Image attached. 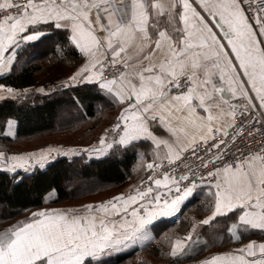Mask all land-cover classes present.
I'll use <instances>...</instances> for the list:
<instances>
[{
  "label": "snow or ice",
  "instance_id": "1",
  "mask_svg": "<svg viewBox=\"0 0 264 264\" xmlns=\"http://www.w3.org/2000/svg\"><path fill=\"white\" fill-rule=\"evenodd\" d=\"M0 10V73L11 71L23 46L62 30L66 44L57 53L76 49L83 63L61 86L87 82L118 105L98 145L0 151V167L43 168L51 152L99 156L149 142L146 169H168L106 200L31 212L0 230V264H105L154 240V222L180 213L197 189L207 190L208 214L192 216L182 236L165 234L171 257L194 254L201 230L215 231L220 219H231L226 230L235 241L264 233V141L228 155L239 138L264 136V0H0ZM28 91L0 84V99ZM7 125L14 136V121ZM189 153L191 166L177 176ZM197 264H264V239Z\"/></svg>",
  "mask_w": 264,
  "mask_h": 264
},
{
  "label": "trees",
  "instance_id": "2",
  "mask_svg": "<svg viewBox=\"0 0 264 264\" xmlns=\"http://www.w3.org/2000/svg\"><path fill=\"white\" fill-rule=\"evenodd\" d=\"M54 33L57 38L47 36L20 50L11 71L0 76V84L15 89L40 84L49 86L71 75L83 57L76 49L65 48L63 55L58 54L57 46L66 44V33L62 30H54ZM117 114L118 105L104 98L90 83L52 92L31 90L26 96L2 98L0 151L15 152L18 150L14 145L19 141L59 132H85L84 138L91 134L96 137ZM9 119L15 121L14 136L6 133ZM138 153L145 154L143 161ZM148 161H152L151 146L149 142H142L135 147L114 146L106 155L98 158H87L84 154L58 156L32 172L0 169V230L10 221L34 209L47 208L51 204L62 206L65 202L86 198L106 188L125 186L132 179L134 171L145 169ZM198 191L182 206L177 218L163 217L154 222V240L110 256L105 264H196L206 255L228 248L232 241L226 230L229 219H220L214 226L215 231L208 228L201 230L210 236L209 243L195 246L198 252L194 249L191 256L177 258L169 255V242L164 239L165 234L173 238L182 236L189 229L192 216L201 219L208 214L203 207L207 202L206 189ZM51 192L55 193V197L48 202L47 197ZM253 237L264 238L259 233L245 234L242 239Z\"/></svg>",
  "mask_w": 264,
  "mask_h": 264
},
{
  "label": "rangeland",
  "instance_id": "3",
  "mask_svg": "<svg viewBox=\"0 0 264 264\" xmlns=\"http://www.w3.org/2000/svg\"><path fill=\"white\" fill-rule=\"evenodd\" d=\"M40 73H43V72L41 71ZM39 76H42V74H39ZM55 83H57V82H55ZM55 83H52V84H55ZM52 84H50V85H52ZM39 86H44V85L40 84ZM49 86H44V88H47ZM33 91H36V90H33ZM36 92H38V91H36ZM108 127L109 126H107L106 128H108ZM14 129H15V121H14V125H13V131H14ZM7 131H8V125L6 127V133H7ZM103 131H104V129L101 130L97 135L95 134L96 137H94L93 134H91V135L86 136L85 138H84V136L86 135L85 132L81 133L82 135L81 134H76V133L70 134V133H62V132L61 133L59 132V133H56V134L40 135L38 137H34L32 139H29V140L19 141L17 144L14 145V148L16 150H18V151H15V152L9 151L8 154L9 155H13V154H24V153H32V152L38 153L37 151L39 149H44V148L49 147V146L55 147L54 149H59L61 152H65L68 149H75L76 147H82L83 149H85L87 147H83L82 145L91 146L92 143L97 139V137H99L103 133ZM80 154H84L85 156H87V158H90L89 155H87L86 152L81 151ZM49 156H50V158H48L47 161H49V159H51V158L54 159L55 157H58V156H69V157H72L73 155H58L56 152H52V153H50ZM37 167H39V165L38 164H34V165H32L31 170H25V169H17V170H23V171H26V172H32ZM0 169H6V168L0 167ZM143 169L144 168H138L137 170H135L134 173H133L132 179L125 186L106 188V189L100 190V191H98V192H96V193H94L92 195H89L86 198H82V199H79V200H76V201H73V202H65V205H62V207L78 206L80 204H85V203L99 202V201H102V200L109 199V198H111V196L116 195V194H118L120 192H125L128 188H131V187L137 185L142 178L144 179V177L147 174L150 173V171H148L146 169V165H145V169L144 170ZM204 193H206V192H204ZM50 194L47 197V201L48 202H51V200H53V198L55 197V193L54 192H51ZM59 206H61V205L51 204L50 206L48 205L47 208L59 207ZM45 207L46 206L34 209L33 211H30L26 215H23L21 217H17V219H14V220L10 221L7 226H9V225H11L13 223H16L19 220H22L24 217L29 215L31 212L37 211L39 209H43ZM1 212H2V210L0 209V213ZM178 215L179 214H176L175 216H178ZM2 229H4V228H2Z\"/></svg>",
  "mask_w": 264,
  "mask_h": 264
},
{
  "label": "built area",
  "instance_id": "4",
  "mask_svg": "<svg viewBox=\"0 0 264 264\" xmlns=\"http://www.w3.org/2000/svg\"><path fill=\"white\" fill-rule=\"evenodd\" d=\"M0 11H2V10H0ZM108 75V73L107 72H105V76H107ZM67 78H65V79H63V80H61V81H64V80H66ZM61 81H59V82H57V83H55V84H52V85H50L49 87H47V88H45V90L46 91H48V92H52V91H56V90H63V89H66V88H64V87H62L61 86ZM80 84H82V83H80ZM80 84H76V85H80ZM76 85H73V86H76ZM72 86V87H73ZM236 119L239 121V119H240V117L239 116H237L236 117ZM115 121H114V119L112 120V123H114ZM253 123V126H255V127H257V128H259L260 126L259 125H257V124H255V121H253L252 122ZM250 130V129H249ZM103 134V133H102ZM98 138L99 137H97V139L92 143V145L91 146H93V145H98ZM109 138L111 139V134H110V136H109ZM222 137H220V136H217L216 137V139L217 140H219V139H221ZM262 141H264V136H262V135H259V134H254L253 136H247V135H245L244 137H241V138H239L236 142H235V145L234 146H231L230 147V149L228 150V155H229V158H231V156H232V154L233 153H236V148H240V149H252V150H256L260 145H261V143H262ZM90 147V146H89ZM201 147H203V145L201 146ZM76 150H82L83 148L82 147H76L75 148ZM208 155H211V153H207ZM192 157H191V155H190V153L189 154H187V158H182V160L180 161V162H178V166H176V171H175V174L177 175V176H179L180 175V173L182 172V171H186L187 169H184L183 168V165L184 164H189L190 166H191V162H192ZM198 163V162H197ZM165 165H167V162L165 161ZM165 170H168L167 169V167H164V168H162L159 172H157V173H153V172H151L150 171V173L148 174V175H153V174H155V175H162V171H165ZM193 171H197L196 169H193ZM147 175V176H148ZM147 176L143 179V180H145V181H147ZM138 185H140V182L137 184V185H135V186H138ZM135 186H133V187H135ZM132 188V187H131ZM130 190V188H128L125 192H127V191H129ZM198 190V189H197ZM193 198V197H192ZM192 198H190V199H192ZM189 199V200H190ZM188 200V201H189ZM188 201H186V202H188ZM185 202V203H186ZM173 217V216H172ZM164 218H171V217H164ZM174 264H184V263H182V262H178V263H174Z\"/></svg>",
  "mask_w": 264,
  "mask_h": 264
},
{
  "label": "crops",
  "instance_id": "5",
  "mask_svg": "<svg viewBox=\"0 0 264 264\" xmlns=\"http://www.w3.org/2000/svg\"><path fill=\"white\" fill-rule=\"evenodd\" d=\"M56 34L54 33V30H50V31H47V33H46V35L45 36H43L40 40H42L43 38H45V37H47V36H54V37H56L55 36ZM66 35H67V33H66ZM57 38V37H56ZM40 40H38V41H40ZM37 42V41H36ZM30 43H32V42H30ZM28 45V44H27ZM27 45H25V46H23L22 48H21V50L22 49H24V48H26V46ZM15 62V61H14ZM81 63H83V60L81 61ZM80 63V64H81ZM79 64V65H80ZM79 65L77 66V67H79ZM76 67V68H77ZM76 71V69L73 71V72H75ZM72 72V73H73ZM8 73V72H7ZM7 73H0V76H2V75H4V74H7ZM71 73V74H72ZM85 83H87V82H85ZM6 87H8V86H6ZM41 87H43L44 88V86H39V85H36V86H31V87H25V88H22V89H18V90H23V89H28L29 91H31V90H36V89H39V88H41ZM15 89V88H14ZM45 89V88H44ZM46 91V90H45ZM83 147H89V145H82ZM48 148H52V149H54L55 147H52V146H49V147H46V148H44V149H48ZM39 150H41V149H39ZM39 150L37 151L38 153H39ZM109 151V150H108ZM108 151H106L105 152V154L104 155H106L107 153H108ZM52 153V152H51ZM87 155H89L88 153H87ZM104 155H99V156H97V155H89V157L90 158H98V157H103ZM54 156V155H53ZM52 156V157H53ZM49 158H50V156H49ZM52 160V158L51 159H49V161H51ZM49 161H47L46 163H45V165L49 162ZM148 162H150V161H148ZM59 207H62V206H59ZM52 208H58V207H52ZM177 216H173V217H171V218H176ZM231 219H229V223H228V225H230L231 224ZM263 236H264V233H261ZM153 235H154V232H153ZM209 236L210 235H208L207 234V232L206 231H202L201 232V243L200 244H198L199 246L200 245H202L203 243H204V241H208V238H209ZM257 240L258 242L259 241H261L262 239H264L263 237H253V238H250V239H241L240 241H235V240H232L231 241V243H229V247L228 248H224V249H220L219 251H225V250H229V249H234V248H238V247H240V245L241 244H244V243H247L249 240ZM149 242V241H148ZM147 242H145V244H146ZM198 245H196V247H198ZM138 246H141V245H138ZM215 253V252H214ZM208 255H206L205 257H207ZM205 257H203V258H205ZM202 258V259H203ZM201 260V259H200ZM196 264H197V262H196Z\"/></svg>",
  "mask_w": 264,
  "mask_h": 264
}]
</instances>
